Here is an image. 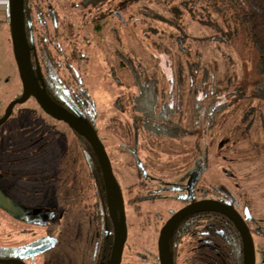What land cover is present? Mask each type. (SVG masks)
Listing matches in <instances>:
<instances>
[{
  "label": "rangeland",
  "instance_id": "rangeland-1",
  "mask_svg": "<svg viewBox=\"0 0 264 264\" xmlns=\"http://www.w3.org/2000/svg\"><path fill=\"white\" fill-rule=\"evenodd\" d=\"M74 1L77 2V0ZM156 1L102 0V11H107V9H111L116 4L114 8L120 13V22H123L126 27L134 25L135 30L138 32L132 34L133 36L129 35L130 37L122 38L121 43H116L115 40L109 37L111 34L109 31L110 25L113 21H116L114 17L102 19L98 23L100 29H94L93 25L90 24L91 22H89V13L83 14L86 17L81 16L78 9L75 10V8L73 11L70 8L71 12L69 13L70 28L73 31L80 28L79 33L81 36L77 39L80 40V48H82L86 56V61H81L78 69L82 68L80 72L81 75L83 74L82 81H84L86 86L87 96L93 101V111L89 113L95 115L94 123L110 159L113 174L121 187L126 206L127 234L120 264H159L156 249L158 231L168 217L169 212L182 205L177 203L175 199L180 191L174 189V187L178 183L183 185L187 183L186 178L187 180L189 178L188 160L189 155H191L189 152L195 145L194 134H179L173 139L148 135L146 134V129L144 131L140 128L138 129L139 123L136 126L134 124L131 125L130 113L132 112L129 111L128 107H124L125 109L121 111L112 106V102L118 95L121 96L133 92L134 89L116 88L109 80L104 63H112L119 72L118 74L123 82L130 83L127 72L113 53V50H117L118 47L123 48V50H129L130 47L139 57H144L145 62L148 63V74L157 77V88L161 91L166 89L164 82H166L165 79L169 76V73L173 75L176 73L177 68L183 67L182 102L181 107L177 109L176 114L178 115L176 117L183 127H190V123H187V121L189 122L192 101L186 93L189 82L186 65L196 60V51L192 47L186 46V50L173 49L169 52L170 56H166L162 49L159 48V44L163 43V32H175V29L166 20L159 18L164 15L168 16V14L162 8L164 6L159 5ZM169 1L174 5L179 2V0ZM121 3L125 6V11L120 10ZM144 5H146V9H151L159 14H154L155 18H153L149 13L143 11ZM6 9L7 1L0 0V113L3 111L7 100L12 98L19 88L17 73L8 48L10 46L9 44L7 45L9 35ZM64 11L65 9L63 8L61 14ZM82 21L87 24L80 27ZM127 21L131 24L129 25ZM182 25L192 37L211 33L208 26L201 24L198 19L190 18L186 13L182 18ZM142 28L148 31L150 41H144L143 37H141ZM231 49H233V57L236 58L234 78L238 80V83L244 85L255 83L258 79L255 67L257 54L241 30L234 34L231 41ZM65 59V57L60 56L58 58L62 68L65 64ZM200 63L207 66L210 77L213 76L220 79L228 73L225 70V62L218 54H214L212 57L208 52L202 54ZM170 67L172 72L168 70ZM65 73L68 74L67 72ZM69 73H73V70H70ZM210 77L208 79L215 80ZM223 93L224 91L220 94ZM197 95H199V92ZM207 100L209 99L207 98ZM254 103V99H241L233 103L216 115L214 125L207 130H203L204 122L199 120L197 130L200 131V134L197 136L202 149L205 148V145H208L207 155L203 153V156H206L204 160L206 159L208 167L204 172V177L200 178L198 185L214 186V189L218 191L216 194L228 195L232 200L231 203L240 213L243 212V207L247 206L250 213L247 223L252 229L255 263L264 264V142L259 130L252 128L248 132H244L240 129L242 114ZM34 112L40 113L36 111L34 103L28 99L23 103L15 104L11 114L0 125V163L2 158L5 157L3 147H12L17 143L12 136L13 132L10 134V131L14 130L19 133L20 126L23 125L20 121L18 122L21 119L20 117L27 115L29 118V116L35 114ZM48 123L59 125L53 120ZM17 124L19 125L17 126ZM58 128L61 129V126ZM133 129H138L137 139H135V135L132 136ZM25 131L28 133H23L20 137L22 141L24 140L25 145L29 143V139L32 140L37 137L35 136L37 131L40 132L34 126H24L23 132ZM19 134L21 135V132ZM9 137L10 141L8 140ZM52 144L51 150L42 155V160L45 159L44 163L54 165L57 169L62 162L67 161L64 159L66 158L67 150L65 149V144L63 145V142H60L59 139L53 141ZM129 147L136 149L143 172L137 168L132 155L128 151ZM83 170L87 173L86 165H84ZM10 171L6 181L8 188L15 186L18 176L15 169ZM74 173H77V169ZM86 176L90 182V176ZM0 177L6 180L5 174ZM11 190H14V188H11ZM89 193L90 189H87V194ZM149 193L154 199L139 202L140 211L138 213L134 212L131 207L127 208L126 202L128 199H136ZM195 194H200L199 188L196 189ZM206 197L211 198L216 197V195L210 193ZM42 204L51 208L48 201ZM1 216L0 213V245L7 241V231L2 219L4 217ZM74 221V215H71V220L63 219V221H60L61 225H58L60 230L64 227V230L68 228L67 236L63 235V239L77 233V226L74 231L70 230L75 225ZM56 224L57 221H55ZM214 224L219 225L218 221H214ZM86 231L89 241L90 232L92 231L90 222L86 223ZM85 247L86 251L90 252L89 246ZM222 249L223 251L221 250V252L223 253L224 247ZM221 252L219 250L213 251L215 261H209L206 264H234ZM73 253V251L69 250H60L59 252L58 249L52 248V250L38 254L39 256L35 258L37 261H43L50 254L69 258ZM0 256L3 255L0 253ZM177 263L185 264L186 261H177Z\"/></svg>",
  "mask_w": 264,
  "mask_h": 264
},
{
  "label": "flooded vegetation",
  "instance_id": "flooded-vegetation-1",
  "mask_svg": "<svg viewBox=\"0 0 264 264\" xmlns=\"http://www.w3.org/2000/svg\"><path fill=\"white\" fill-rule=\"evenodd\" d=\"M101 5L102 3H98L97 7H93L90 4L84 3V0H77V2H73V0H23L22 6L24 36L28 45L31 68L39 86L44 89L50 98L57 104L76 116L87 120L95 130L99 139L100 137L94 123L95 115H92V113L87 115L85 112L72 106L76 101L78 102V100L75 99V95H78L82 102H86L87 100L91 102V110L93 111V101L87 96V89L84 85V81H82L83 74H80L82 68L80 67L78 69L81 61H86L85 53L82 48H80L81 45H79L80 40L77 39L81 36L79 33L80 28L74 29V31L70 28L69 13L71 12L70 8L72 11L74 8L75 10L78 9L81 16L89 13V22H91L90 24L93 25L94 29H100L98 23L102 19L114 17L116 21H113L110 25L109 31L111 34L109 37L117 43V40L114 38V33H116L118 27L120 13L118 10H115L114 7L107 9V11H102ZM63 8L65 11L61 14ZM85 15L83 16L86 17ZM86 24L85 21H82L80 27ZM7 28L9 35L7 45L9 44L10 46L8 48L17 73L19 88L12 98H9L4 104V109L0 113V117L8 102L19 97L22 91V84L12 53L9 24ZM59 56L66 58L63 68L61 63H59ZM104 66L110 78L109 80L116 88L125 87V89L128 90L134 89L133 92L121 96L118 95L112 102V106L121 111L125 109L124 107H128L129 111L132 112L130 113L131 125L134 124V126H136L139 123L138 129L140 128L143 131L146 129V134L154 137L164 136L166 138H175V135L170 136L162 131H160V133L156 132V130L154 128L152 129L149 125L148 116L146 118L144 114H141L142 110L139 109L140 105L136 102L137 88L132 82L131 75L127 73L130 78V83H125L123 80L122 83H120L118 81L119 72L116 67L110 62H105ZM70 70H73V73H69ZM72 93L74 94L72 95ZM28 99L34 103L36 111L40 113L34 112L35 114L29 116V118L27 115L20 117L21 119H19L18 122L20 121L23 124L20 126L19 130L21 135L17 131H10V134L13 132L14 135L12 134V136L17 143L12 147H3L5 157L2 158L0 163V176L5 174L6 177V180L0 177V213L2 215L1 217H4L2 219L6 227L5 230L7 231V241L0 245V253L3 255L0 256V258L16 261L0 264H107L110 249L108 256L104 258L106 252H104L105 250H103V247L107 249L110 240L109 237H111L109 245V248H111L113 226L106 209V204H104L105 199L103 200V193L105 197V192L100 168L98 169L101 181L97 179V175L94 174L92 170L88 169L87 149L90 144L66 122L56 119L44 112L32 95L26 100ZM135 105L137 106L135 107ZM12 108L9 115L12 112ZM176 116L173 120L179 123ZM51 120L59 123V125H55L56 123H48ZM198 122V120L195 122L193 120V115L190 114L189 122L187 121V123H190V127H188L190 133L186 134L195 135V145H193V148H191L189 152L191 155H189L188 160L189 178L188 180L186 178L187 183L185 185L178 183L176 187H174V189L180 191V193L177 194L178 196L175 197L177 203L182 204L179 208L193 201L202 199H217L222 202L223 200H227L223 195L215 193L214 186L198 185L200 178L204 177V172L208 167L206 159L204 160L206 156H203V153L207 155L208 145H205V148L202 149V145L199 144V137L197 136L200 134V131L197 130ZM18 125L19 124H17V126ZM179 125L182 126L181 123H179ZM24 126H34L40 130V132L37 131V135H35L37 137L35 139H29L27 145H25L23 142L24 140L22 141L20 138L23 133H28L27 131L23 132ZM60 126L61 129L58 128ZM138 129H133L134 132L132 131V136H136L135 139H137ZM51 139L54 140L51 141ZM58 139L60 142H63V145L65 144L67 152L66 158L64 159L67 161L62 162L56 169L54 165L44 163L45 159L42 160V155L51 150L53 145L52 142ZM8 140L10 141V137ZM100 141L102 142L101 139ZM35 145L36 147L34 148ZM90 148L93 150L91 145ZM128 151L132 155L135 164L141 165L140 168H143L136 149L134 147H129ZM84 165H86L88 169L87 173L83 170ZM97 165L99 167L98 160ZM11 169H15L18 175L15 186L13 185L11 187L12 189L14 188V190L6 186L7 177ZM76 169L78 174L74 173ZM86 175L90 176V182ZM197 188L200 190L199 195L195 194ZM87 189H90L89 194H87ZM184 189H186V191L183 192ZM210 193L213 195L215 194L216 197H206V195H210ZM153 199L151 193L136 199H128L126 202L127 208L131 207L134 212L136 211V213H138L140 211L139 202ZM228 199L230 198L228 197ZM45 201L50 203L51 208L43 206L42 203ZM229 201L231 202L232 200L230 199ZM177 209H172L168 217ZM125 210L126 206L124 203L126 222ZM210 211L212 210L204 209L189 212L176 222L168 235V248L173 254L171 255L170 252L173 264H178L177 261H186L185 264H206L209 261H215L213 251L219 250L221 252V250L223 251L222 247H224V252L221 253L234 263L235 258L230 243V231L219 219L214 218L213 215L209 213ZM246 214H248L249 217L245 220L244 215ZM71 215L75 216V225L73 228H70V230L74 231L77 226V233L63 239V235L67 236L68 228L64 230V227L60 230L58 225H61L60 221H63V219L71 220ZM240 215L248 226L247 220L250 218V213L247 206L243 207V212L240 213ZM55 221H57L56 225ZM214 221H218L219 225H215ZM87 222H90L92 227L89 241L86 231ZM248 228L252 235V229H250L249 226ZM103 231H105V239L102 237ZM175 232V237L169 239L170 235ZM240 242L242 245L241 237ZM85 246H89L90 252L86 251ZM52 248L58 249L59 252L60 250H69L74 253L72 254L73 256L71 255L69 258L50 254L43 261H37L35 257L39 256L38 254L45 253L48 250H52ZM89 259L90 261H88Z\"/></svg>",
  "mask_w": 264,
  "mask_h": 264
},
{
  "label": "trees",
  "instance_id": "trees-1",
  "mask_svg": "<svg viewBox=\"0 0 264 264\" xmlns=\"http://www.w3.org/2000/svg\"><path fill=\"white\" fill-rule=\"evenodd\" d=\"M156 2L164 6L162 8L168 14V16L164 15L159 18L166 20L175 29V32H163V43L159 44V48L166 56H170L169 52L173 49L186 50V46H190L196 51V60L186 65L189 81L186 93L192 101L191 114L193 120L195 122L202 120L204 122L203 130H207L214 125L216 115L228 106L241 99H254L255 103L249 106L241 116L240 129L244 132H248L252 128L259 130L264 142V0H179L178 4L175 5L169 0H157ZM84 3L97 7L98 3H102V0H84ZM145 6L143 11L155 18L154 14L157 12L146 9ZM124 7L121 3L120 10L125 11ZM184 12L190 18L198 19L201 24L208 26L211 33L192 37L182 25ZM238 30L244 33L257 54L255 67L258 79L251 85L240 84L234 78L236 58L233 57L231 41ZM136 33L138 32L135 30L134 25L126 27L119 20L114 38L118 43H121L122 38L129 35L133 36L132 34ZM141 34L144 41H150L149 33L145 28L141 29ZM207 52L211 57L218 54L225 62V70L228 73L223 78L210 77L207 66L200 63L202 54ZM113 53L125 71L131 75L132 82L137 88L136 102L140 105L141 114H144L146 118L148 116V123L152 129L154 128L158 133L160 131L165 132L170 136L190 133L188 128L180 126L179 123L173 120L178 115L176 112L181 107L182 102L183 67L176 69V73L173 74L174 79L173 75L169 73V76L165 79L166 82H164L166 89L161 91L157 88V77L148 74V63L145 62L144 57H139L130 47L129 50L118 47ZM168 70H171V67ZM209 77L215 80L208 79ZM118 81L122 83L120 75ZM222 91L224 93L220 94ZM198 92L199 95H197ZM75 99L78 102L76 101L72 106L90 115L89 112L92 111L91 102L88 100L82 102L78 95H75ZM87 151L88 169L92 170L97 175V179L101 181L97 156L90 145H88ZM136 165L143 172L140 168L141 165ZM215 193H218V191L215 190ZM223 196L227 199L223 202L233 205L229 201L228 195ZM209 213L214 218L219 219L230 231V243L235 258L234 264H242V245L236 226L229 217L222 213L217 211H210ZM247 217H249L248 214L244 215L245 220ZM175 235L176 232L172 233L169 239H173ZM102 237L106 238L105 231L102 232ZM109 238L107 249L103 247L104 252H106L104 258L108 256L109 249H111L109 248L111 237ZM170 252L173 255L171 250Z\"/></svg>",
  "mask_w": 264,
  "mask_h": 264
},
{
  "label": "water",
  "instance_id": "water-1",
  "mask_svg": "<svg viewBox=\"0 0 264 264\" xmlns=\"http://www.w3.org/2000/svg\"><path fill=\"white\" fill-rule=\"evenodd\" d=\"M6 1L12 53L22 84V91L19 97H16L8 102L2 116L0 117V124L8 117L11 108L15 103H22L30 95H32L44 112L56 119L66 122L76 133L83 136L89 142L97 156L104 186L106 209L113 226V239L107 264H119L123 245L126 240L124 203L120 186L112 172L111 163L104 145L87 120L76 116L72 112L57 104L50 98L47 92L39 86L31 68L28 45L24 36L23 0ZM204 209L217 211L231 219L236 226L242 241V264H256L254 242L245 220L233 205L217 199H202L193 201L177 209L166 219L157 236L156 248L159 264H173L168 248V235L176 222L189 212ZM11 262L16 261L0 258V263Z\"/></svg>",
  "mask_w": 264,
  "mask_h": 264
}]
</instances>
